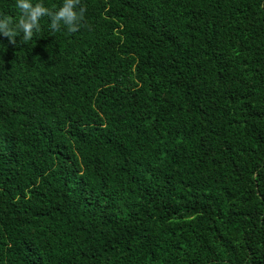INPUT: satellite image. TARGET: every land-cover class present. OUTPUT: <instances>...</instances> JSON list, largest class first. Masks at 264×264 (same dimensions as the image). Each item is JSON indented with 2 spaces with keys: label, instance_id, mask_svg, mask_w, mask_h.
<instances>
[{
  "label": "trees",
  "instance_id": "obj_1",
  "mask_svg": "<svg viewBox=\"0 0 264 264\" xmlns=\"http://www.w3.org/2000/svg\"><path fill=\"white\" fill-rule=\"evenodd\" d=\"M81 3L0 37V264H264V0Z\"/></svg>",
  "mask_w": 264,
  "mask_h": 264
},
{
  "label": "clouds",
  "instance_id": "obj_2",
  "mask_svg": "<svg viewBox=\"0 0 264 264\" xmlns=\"http://www.w3.org/2000/svg\"><path fill=\"white\" fill-rule=\"evenodd\" d=\"M14 7L18 10L15 17L0 12V37H6L13 45L32 40L41 30V18L47 17L51 33L69 34L77 32L85 20L86 9L81 0H61L54 7H49L45 0H14Z\"/></svg>",
  "mask_w": 264,
  "mask_h": 264
}]
</instances>
